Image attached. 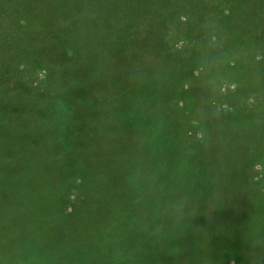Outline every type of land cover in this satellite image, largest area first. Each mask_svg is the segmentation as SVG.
<instances>
[{"label": "rangeland", "instance_id": "374dc122", "mask_svg": "<svg viewBox=\"0 0 264 264\" xmlns=\"http://www.w3.org/2000/svg\"><path fill=\"white\" fill-rule=\"evenodd\" d=\"M94 249L264 264V0H0V264Z\"/></svg>", "mask_w": 264, "mask_h": 264}, {"label": "crops", "instance_id": "0c3cea01", "mask_svg": "<svg viewBox=\"0 0 264 264\" xmlns=\"http://www.w3.org/2000/svg\"><path fill=\"white\" fill-rule=\"evenodd\" d=\"M126 196V198H125ZM128 195H122V199H125L126 201L128 200ZM177 197V194L174 196V198ZM183 197V196H182ZM127 208L126 213H132V209L134 208V206H132V204L130 202H126V205L124 206V208ZM134 210V209H133ZM113 213H117L116 211H114ZM120 213V212H119ZM134 213H139L137 210H135ZM94 245V244H93ZM102 251H100L99 249H94L93 251H90V253L88 254L89 255V263L90 264H102V258H96L98 254H100ZM74 259L79 260L78 258L76 257H73ZM75 261V262H76ZM74 262V263H75Z\"/></svg>", "mask_w": 264, "mask_h": 264}, {"label": "trees", "instance_id": "16d2710c", "mask_svg": "<svg viewBox=\"0 0 264 264\" xmlns=\"http://www.w3.org/2000/svg\"><path fill=\"white\" fill-rule=\"evenodd\" d=\"M202 160V159H201ZM201 160H199L198 162L199 163H196L197 165H196V167H194V171H198L199 173H198V175L195 173V172H192V171H190L191 169H189V168H187L186 169V175H188L189 176V178H191V176H195V175H197L200 179H206V178H208L207 177V175H208V173H207V169L206 168H202L201 169ZM185 178V177H184ZM194 178V177H193ZM196 186H194V187H191L190 189H192V188H195ZM199 192H197V194H195L194 196L195 197H189L188 199H192V198H200V196H199V194H198ZM186 194H188V193H186ZM188 199H186V200H188Z\"/></svg>", "mask_w": 264, "mask_h": 264}]
</instances>
